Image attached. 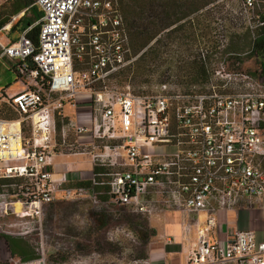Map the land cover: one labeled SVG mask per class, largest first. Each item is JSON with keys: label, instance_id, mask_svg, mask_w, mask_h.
Wrapping results in <instances>:
<instances>
[{"label": "built area", "instance_id": "obj_1", "mask_svg": "<svg viewBox=\"0 0 264 264\" xmlns=\"http://www.w3.org/2000/svg\"><path fill=\"white\" fill-rule=\"evenodd\" d=\"M122 1L37 0L42 16L15 41L0 38L1 53L17 60L18 71L28 78L26 89L9 100L20 116L0 117V178L14 179L11 191L3 193L0 213L10 210L37 222L44 205L57 200L88 196L100 204L96 188L105 185L109 199L101 206L107 211L197 215L183 226L185 232L192 226L196 231L185 264H264V51L255 49L257 41L264 42V0H205V10L225 15L208 23L214 31L210 39L198 41L205 87L180 90L163 83L151 94L108 84L138 57L132 55ZM228 17L235 22L222 20ZM38 24L34 41L29 31ZM228 28L243 31L239 40L247 51L233 46L217 54L231 41L218 31ZM203 42L219 48L210 54ZM216 56L236 68L209 70L207 63ZM243 61L257 65L241 69ZM66 105L75 109L67 121ZM56 113L63 141L66 128L77 136L72 153L92 157L90 185L72 182L69 171L54 177ZM95 166L108 171H94ZM241 209L259 212L261 229L229 231L228 212ZM165 241L173 243L174 236ZM21 264H46V259Z\"/></svg>", "mask_w": 264, "mask_h": 264}, {"label": "rangeland", "instance_id": "obj_2", "mask_svg": "<svg viewBox=\"0 0 264 264\" xmlns=\"http://www.w3.org/2000/svg\"><path fill=\"white\" fill-rule=\"evenodd\" d=\"M0 2L6 3L5 0H0ZM159 2V0H156L155 3ZM148 4L150 3L133 2L126 9L130 13L133 9H138L142 5L150 6ZM201 9L206 11L205 7ZM124 14L126 15L125 11ZM199 15H201L200 12L192 13L191 17ZM210 16L214 21H217L218 17L225 15H223L221 10H216L211 11ZM222 20L227 24L235 22L233 17ZM209 27L201 31V39L208 40L210 39V34H214V31L212 32ZM166 31L167 29L161 31L158 37H163ZM219 32L222 34L224 32L231 41L226 47L220 48V53L219 51L217 52L218 55L226 53L233 46L244 49L240 51L248 50L249 47H245L247 44L243 40H239V35L243 34L242 30L228 28L225 31L219 30ZM187 41L188 45L194 44L192 39ZM187 41H185V44H187ZM185 44L180 43L178 40L171 41L167 49L161 54V61L151 64L150 69L144 73H140L136 66H133L131 70L125 68L117 75L111 77L108 84L111 87L119 89L129 86L135 94L155 93L163 83H169L171 88L180 90L189 89L192 85L204 88L205 84L202 82L188 83V75L185 69H176L179 59L184 58L189 60L193 58L194 54L192 52L184 51ZM201 44L204 49H208L210 54V49L215 50L219 48L215 46L211 47V45H207L204 42ZM163 60L167 62L162 63ZM168 61H173L171 66H174V68L169 66L170 62ZM240 65L241 69L250 70L255 68L257 63L254 61H243ZM207 66L209 70H216L222 67L226 70L236 68L230 62H223L218 56L213 57L207 63ZM214 80L220 83L219 78H215ZM79 108L80 111L85 110L82 104H80ZM64 112L66 114L65 121H67V116L69 118L72 117L71 107L67 105ZM0 117H3L1 113ZM58 120L62 121V118L56 113V124ZM76 139L77 136L70 127L66 128V137L65 141H63L62 128L59 131L56 125V132L54 134V149L57 152L54 160L55 166L61 161L59 152H64V155L71 154L72 160L75 159L87 165L86 168L76 171L80 179L76 181H87L91 175L89 168L92 163V157L89 153H72L76 148L71 145L76 143ZM89 148L86 147L87 150ZM104 158L106 159V157ZM81 163H78V168L83 167ZM58 176L56 174L54 177L57 178ZM102 177L103 180H107L108 178L107 175ZM12 187L10 184L0 186V203L4 201L3 193L11 191ZM96 191L100 204H95L92 198L88 196L77 199L57 200L44 205L41 220L37 222L20 218L15 213H11L10 210L9 214L0 213V234L24 237L28 241V252L35 253L36 258L45 257L46 264H127L132 260L142 258L141 255L145 252L149 256L151 247L163 240L159 235L161 229L171 230L176 227L179 232L182 231V220L178 214L169 215V218H161V215L148 217L125 207L115 208L114 211H107L106 208L101 206L104 201L109 199L107 187L103 185L101 188H96ZM17 204L19 203L15 204V208L18 211L20 210V204ZM172 222L175 223L172 224ZM145 226L148 228V231H146V242L143 241L144 236L142 237V231ZM21 263H24V261H21L18 257L11 256L5 241L0 238V264Z\"/></svg>", "mask_w": 264, "mask_h": 264}, {"label": "trees", "instance_id": "obj_3", "mask_svg": "<svg viewBox=\"0 0 264 264\" xmlns=\"http://www.w3.org/2000/svg\"><path fill=\"white\" fill-rule=\"evenodd\" d=\"M24 5L29 6V9L33 15L31 19L28 20L26 24L30 25L38 18L42 16L41 10L35 5L37 0H20ZM159 3H155L156 0H124L121 3L122 11L124 10L126 15H123L130 33V42L132 48V55H138L135 62L125 68L131 70L133 66H136L140 73H144L150 69L151 64H155L161 61V54L167 49L168 45L173 40H178L180 43L185 44L187 40L192 39L194 44H185L184 51L192 52V59H179L176 69H185L188 75V83L192 84L195 82L205 83L208 80V75L206 71L205 63L200 59V45H198L199 39L202 37L201 31H204L208 25L214 21L210 16L211 11H201L202 7H205L208 2L205 0H159ZM133 2H147L150 3L142 5L138 9H133L130 13L127 12V7ZM23 9L22 6L15 8L12 14H17ZM200 12L201 15L197 17H191L192 13ZM11 14V15H12ZM10 17H5L0 20V28L6 25L10 21ZM128 18V19H127ZM24 15L20 21L25 20ZM207 24L205 25V23ZM18 24L14 23L11 29L15 28ZM40 25H35L30 31L29 36L37 41V34ZM167 29L163 37H158L161 31ZM211 29V27H209ZM200 31V32H199ZM249 34H245L244 38L247 40ZM154 41L153 43H151ZM255 49H263L264 42L257 41L255 44ZM170 60V59H168ZM167 62L163 60L162 63ZM170 62L171 66L173 61ZM30 68L33 66L30 64ZM121 69L118 73H120ZM116 73L115 75H117ZM114 76V75H113ZM112 76V77H113ZM1 115L8 118H18L19 113L13 108L11 104H4L0 108ZM4 113V114H2ZM57 128L60 131L62 128V121L58 120ZM94 171L107 172V167L95 166ZM103 178V177H101ZM14 179L11 178H0V186L3 184H10ZM79 184L90 185V181H81ZM103 186L97 187L101 188ZM107 187V186H105ZM146 231L148 228L145 226L142 231L143 241H147ZM146 237V238H145ZM0 238L6 240L11 256L18 257L21 261L28 262L36 258L35 253L28 252V241L24 237H14L6 234H0ZM142 258H147L148 254L145 252L141 255Z\"/></svg>", "mask_w": 264, "mask_h": 264}, {"label": "crops", "instance_id": "obj_4", "mask_svg": "<svg viewBox=\"0 0 264 264\" xmlns=\"http://www.w3.org/2000/svg\"><path fill=\"white\" fill-rule=\"evenodd\" d=\"M6 3L0 2V20L5 17H10V21L6 23L7 30H3L0 28V38L4 43L15 41L23 29L28 27L26 24L29 19L33 17L29 6L24 5L20 0H5ZM8 1V2H7ZM19 6H22L23 9L17 13L12 14L13 10ZM12 14V15H11ZM26 16L25 20L20 19L23 16ZM13 16H16L13 19ZM17 23L18 25L11 29L12 25ZM32 24V23H31ZM19 62L15 59L9 58L1 53L0 49V108L4 104H10L9 100L11 95L20 92L26 89L28 84V78L26 76H22L18 71ZM67 106V105H66ZM71 107V115L73 116L75 113V109ZM4 114V113H2ZM9 117V116H8ZM3 116V118H8ZM61 157V161L59 163H54V170L57 172H72L70 174V178L72 182H78L76 180H80L76 171L82 170L87 167L86 164H82L77 160H72L70 157L71 154H59ZM78 163L83 165V167L78 168ZM59 165V167H58ZM93 168V164H90L89 170ZM178 214L181 217L182 224L181 229L179 230L175 227L171 230L165 229L160 231V236L163 238L162 242H159L156 245H153L150 249L149 256L151 260V264H185L187 257V249L191 242H193L196 238L195 227L192 226L190 232H185L183 226L186 223L194 222L197 215L188 214L178 210L167 211L161 214V218H169V215ZM204 215H200V220H203ZM228 220V230L231 231L235 228L240 229H261V220L259 212H252L247 209H241L238 211H229L227 214ZM160 218V219H161ZM175 222H172L174 224ZM173 235L174 242L166 243V236Z\"/></svg>", "mask_w": 264, "mask_h": 264}, {"label": "water", "instance_id": "obj_5", "mask_svg": "<svg viewBox=\"0 0 264 264\" xmlns=\"http://www.w3.org/2000/svg\"><path fill=\"white\" fill-rule=\"evenodd\" d=\"M4 240V239H3ZM5 241V243H6V245H7V242H6V240H4ZM8 246V245H7ZM8 250H9V248H8Z\"/></svg>", "mask_w": 264, "mask_h": 264}, {"label": "bare ground", "instance_id": "obj_6", "mask_svg": "<svg viewBox=\"0 0 264 264\" xmlns=\"http://www.w3.org/2000/svg\"><path fill=\"white\" fill-rule=\"evenodd\" d=\"M17 205H19V204H17Z\"/></svg>", "mask_w": 264, "mask_h": 264}]
</instances>
